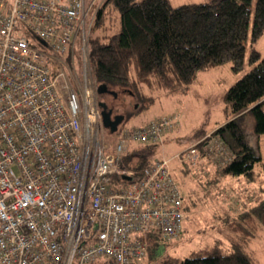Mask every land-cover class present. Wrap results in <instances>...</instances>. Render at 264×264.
<instances>
[{
	"label": "built area",
	"instance_id": "2783aa9c",
	"mask_svg": "<svg viewBox=\"0 0 264 264\" xmlns=\"http://www.w3.org/2000/svg\"><path fill=\"white\" fill-rule=\"evenodd\" d=\"M102 1L0 0V264H129L145 256L139 235L182 232L186 211L169 159L154 158L139 174L120 164L127 145L158 143L178 115L122 127L112 145L104 141L85 43ZM76 42L79 90L66 79ZM204 138L176 157L195 164ZM213 141L221 165L229 154ZM213 141L203 143L206 152Z\"/></svg>",
	"mask_w": 264,
	"mask_h": 264
},
{
	"label": "trees",
	"instance_id": "16d2710c",
	"mask_svg": "<svg viewBox=\"0 0 264 264\" xmlns=\"http://www.w3.org/2000/svg\"><path fill=\"white\" fill-rule=\"evenodd\" d=\"M92 28L88 58L93 78L116 94L128 92L147 101L139 109L153 102L156 91L186 88L197 80L200 70L229 62L231 70L239 72L248 42L252 66L225 93L226 120L210 132L199 131L195 139L205 136L197 144L198 158L205 157L203 143L212 137L229 154L223 164L212 163L218 175L258 180L264 190V164L257 140L264 133V57L253 47L264 33V0H207L178 6L169 0H103ZM29 42L41 44L32 35ZM247 115L253 119L250 125H244ZM122 127L109 133L116 135ZM140 145L141 149L127 145L120 162L135 174L154 159L149 155L156 143ZM258 164L262 167L257 170ZM183 204L185 211L191 210L190 203L183 200ZM214 215L220 227L212 226V231L224 238L216 234L174 260L175 264H256L248 244L255 230L264 228V197L234 211L217 210ZM138 238L146 245L145 256L129 264L157 259L162 250L159 235L149 231ZM96 261L113 264L107 257L90 264Z\"/></svg>",
	"mask_w": 264,
	"mask_h": 264
},
{
	"label": "rangeland",
	"instance_id": "374dc122",
	"mask_svg": "<svg viewBox=\"0 0 264 264\" xmlns=\"http://www.w3.org/2000/svg\"><path fill=\"white\" fill-rule=\"evenodd\" d=\"M88 1L89 0H86V3ZM204 1L207 0H169L172 6ZM91 12L92 9L88 16ZM111 14L113 17V12ZM92 31V25H90L89 28L87 27L86 44H88V39ZM95 31L100 33V30ZM81 46V42H76L74 48V61L76 65L73 64L76 67L71 71H66L68 85L70 88L78 90L81 87V80L76 72L80 73L81 70ZM253 47L264 57V33L256 40ZM249 53L250 45L246 42L244 64L239 72H233L229 62L200 70L197 72V80L186 88H178L177 91L171 92L165 89L156 91L152 94L153 102L141 109H139L140 105L147 101H140L136 99V96L128 92L118 93L111 101L109 97L98 94L99 99H104L107 104H110L113 112L126 115L124 121L119 125L120 127L139 126L163 114L175 113L178 115L176 126L162 135L160 141L153 147V151L149 157L169 159V167L182 191L183 200L191 204V210L192 208L194 209L195 206V211L194 213L190 211L193 217L190 219L185 233L182 232L179 237L173 239L162 240V250L159 252L158 258L154 261L151 260L148 263L146 262L145 264H163L165 261L169 264H175L174 260L179 261L191 249L204 244L216 234L220 235L217 231H212V226L214 228L220 227L213 216L218 208L216 210L215 206L212 205L214 203V197L217 196L218 191L221 193L223 187H221L218 181L213 185L209 184L207 186L202 184L201 181H205V172H207L208 175L217 173L212 163L216 161L217 164L220 165V160L223 158L224 154H221L219 151L223 156L218 159L217 151L220 148H218V143L213 141V138H211L213 141L212 149L207 152L204 150L205 157H199L195 164L180 160L176 157V154L181 153L196 141L195 137L198 135L199 131L210 132L226 120L225 93L227 89L252 66L248 61ZM68 62L70 63V61ZM70 65H72V63H70ZM58 85L59 87L62 86V79L59 80ZM262 108L264 109V103ZM250 121L252 122L253 119L247 115L244 120V125H250ZM109 132V129L105 127L102 130V135L105 136L103 137L104 141L110 146L114 143L116 136L113 134L111 135ZM257 140L262 163L264 164V133L260 134ZM141 147L140 144L135 142H131L129 147L127 146V148L131 149H141ZM261 167L262 165L258 164L256 169H261ZM222 182H225V179H223ZM258 183V180H256L252 185H258ZM250 246L254 248L256 246L258 248L257 250L260 252V262L263 263L264 242L262 238L257 236L251 242ZM93 264L107 263L96 261Z\"/></svg>",
	"mask_w": 264,
	"mask_h": 264
},
{
	"label": "crops",
	"instance_id": "0c3cea01",
	"mask_svg": "<svg viewBox=\"0 0 264 264\" xmlns=\"http://www.w3.org/2000/svg\"><path fill=\"white\" fill-rule=\"evenodd\" d=\"M204 177H206L205 178L206 186H207L206 183L208 182V180H211L210 184L213 185L216 181H218L221 184V187H223L221 190V193H219L218 191L217 196L214 197V203L212 206H215L216 210L218 208V210H221V211L223 210L224 211H229V210L234 211V210H237L238 208H242L245 205L252 204L259 197L260 198L264 197V190L261 189L262 188L261 181H258L259 182L258 185H255V184L252 185L253 183H255V181L245 179L242 176L222 177L221 175H218L217 173H214L213 175H208L207 172H205ZM223 179H225V182H222ZM190 211L194 213L195 206H194V209L192 208V210L189 209L186 211V218H185V221L183 223V228H182L183 233H185V230L187 229L189 225L190 219L193 217V214H190ZM213 216H214L215 221L218 222V219L215 217V215ZM262 230H264V228H261V227L257 228L248 244V249L252 251L256 259V264H264V262L263 263L260 262V252L257 250L258 248L256 246L255 248L251 247L250 245H251V242L257 236H260L264 242V231ZM219 236L221 238H224V235H219Z\"/></svg>",
	"mask_w": 264,
	"mask_h": 264
},
{
	"label": "water",
	"instance_id": "95a60500",
	"mask_svg": "<svg viewBox=\"0 0 264 264\" xmlns=\"http://www.w3.org/2000/svg\"><path fill=\"white\" fill-rule=\"evenodd\" d=\"M96 91L98 94H102L108 91L106 84L100 83L97 85ZM115 94V93H114ZM98 105L100 107V112L102 116V124L105 128H108L110 132H114L117 129V124L122 122L124 119L123 114H114L112 115V109L108 107L104 100H99Z\"/></svg>",
	"mask_w": 264,
	"mask_h": 264
},
{
	"label": "flooded vegetation",
	"instance_id": "af4514ba",
	"mask_svg": "<svg viewBox=\"0 0 264 264\" xmlns=\"http://www.w3.org/2000/svg\"><path fill=\"white\" fill-rule=\"evenodd\" d=\"M115 93V94H114ZM102 95L103 96H107V97H109V99H110V101L112 100V98H114V97H116L117 96V94H116V92L114 91V90H111V89H108V91L107 92H105V93H102ZM101 95V96H102ZM112 109V108H111ZM114 114H117L116 112H113V109H112V115L111 116H114ZM118 114H123V113H118ZM124 115V114H123ZM126 118V115H124V119ZM124 119L122 120V122L124 121ZM122 122H120L119 124H117V127L122 123Z\"/></svg>",
	"mask_w": 264,
	"mask_h": 264
}]
</instances>
